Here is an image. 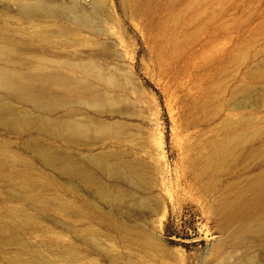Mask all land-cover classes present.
<instances>
[{
	"label": "rangeland",
	"instance_id": "1",
	"mask_svg": "<svg viewBox=\"0 0 264 264\" xmlns=\"http://www.w3.org/2000/svg\"><path fill=\"white\" fill-rule=\"evenodd\" d=\"M13 157L43 188L29 199L0 169L2 205L45 228L20 235L29 253L52 259L62 241L75 264H264L224 221L264 171V0H0Z\"/></svg>",
	"mask_w": 264,
	"mask_h": 264
},
{
	"label": "bare ground",
	"instance_id": "2",
	"mask_svg": "<svg viewBox=\"0 0 264 264\" xmlns=\"http://www.w3.org/2000/svg\"><path fill=\"white\" fill-rule=\"evenodd\" d=\"M239 135L236 139L242 138ZM229 141L225 140L222 143V152H226ZM6 153L8 154V152ZM12 159L13 162L11 163L7 159H0V169L3 170L1 179L7 181L14 188L24 191L29 199H33L35 193L40 195L43 192V188L35 185L34 180L29 175L30 172H33L32 163L14 157ZM19 165H21L20 168H18ZM35 177L37 180L46 182L41 173L36 172ZM248 187L249 191L247 193L240 192L239 195L235 196V199L225 203L226 216L224 221L226 224L236 222V232L250 235L255 239L257 244L264 247V171L253 177ZM3 203L0 200V236H2L0 238V253L6 252L4 248L6 245L15 246L18 249L12 253L9 252L10 256H4L6 259L14 264H65L64 262L67 259L70 261V264L78 262L74 245L72 243L65 244L62 241L61 243H57L58 247L54 251L50 250L51 254H53L52 259L46 256L41 249H36L33 253H29L31 250L29 243L23 240L20 235L26 232L27 229L31 235H37L45 230L43 224H39L38 219L33 214L22 212L19 206H3ZM65 207L68 208L67 206ZM55 211L58 214L62 212L61 209L57 208ZM110 218L112 217L110 216ZM25 221H29L32 224L24 226L23 223ZM89 231L91 233L95 232L92 228ZM3 236L6 237L5 240ZM59 239L57 237V240ZM23 254H27V256L23 257Z\"/></svg>",
	"mask_w": 264,
	"mask_h": 264
}]
</instances>
